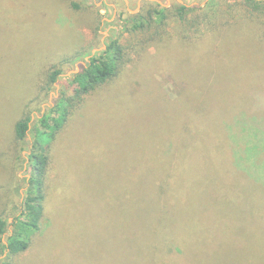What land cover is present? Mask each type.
<instances>
[{"label":"rangeland","instance_id":"obj_1","mask_svg":"<svg viewBox=\"0 0 264 264\" xmlns=\"http://www.w3.org/2000/svg\"><path fill=\"white\" fill-rule=\"evenodd\" d=\"M71 2L78 3L80 9H73ZM144 2L0 0V213L7 216L8 223L16 214L12 207L20 208L29 177L26 155L31 143L30 133L26 132L22 144H15L12 138L13 125L21 115L23 104L31 101L29 124L32 128L36 118L53 104L61 91L71 95V87L67 86L70 76L90 58L101 54L111 38L118 37L126 46L134 44L135 52L138 51V54L130 51L132 60L119 77L85 97L74 118L57 132L50 145L55 167L45 217L39 231L30 235L29 247L13 256L11 264H122L121 224L128 217L127 208L136 211V192L142 189L139 175L129 191L130 201H121L129 188L127 177L131 173L126 169V151L147 139H154V145L159 143L163 127L173 125L179 111L177 106L163 107L157 97L172 100L184 91L183 83L178 81L187 77L186 55L178 56L177 50L172 48L178 43L175 19L156 26L158 30L128 31L139 21L133 16ZM150 2L170 10L176 4L198 5L200 9L195 12L207 14L209 22H218L225 30L237 27L238 35L228 37V42L232 40L238 46L233 47V55L227 58L235 60V66L226 71L231 83L226 89L231 92L235 82L234 89L240 90L243 79L249 80L250 112L247 113L254 124L251 114L260 110L257 106L263 101L258 100L256 90H264V41L252 36L253 31L257 36L264 34V25L251 28L252 34L247 26L240 27L247 14L242 0H148ZM206 26L209 25L200 24L204 33L208 32ZM160 31L163 38L159 40L155 32ZM153 34L154 38L150 39ZM54 48V55L47 58ZM216 60L219 66L223 64ZM238 63L242 65L235 73ZM51 64H57L62 72L45 95L40 84ZM258 80L263 82L258 84ZM186 91L194 89L188 87ZM110 93L124 106L112 112L106 106L107 112L100 110L94 114L93 109ZM232 146L235 148L234 144ZM251 154L256 157L255 151ZM261 167L264 169V163ZM250 170L260 174L256 167ZM102 186L107 196L100 191ZM110 191L115 198L110 196ZM96 193L102 195V201L96 200ZM11 229L9 224L8 231Z\"/></svg>","mask_w":264,"mask_h":264},{"label":"trees","instance_id":"obj_2","mask_svg":"<svg viewBox=\"0 0 264 264\" xmlns=\"http://www.w3.org/2000/svg\"><path fill=\"white\" fill-rule=\"evenodd\" d=\"M144 1L133 16L139 21L128 31L158 30L156 26L175 19L178 43L172 48L178 56L186 55L187 77L178 81L183 83L184 91L175 98L157 97L163 107L177 106L179 111L174 124L163 127L159 143L154 145V139H147L126 151V169L131 173L121 201H130L129 191L139 175L142 189L136 192V211L127 208L128 217L121 224L122 264H264V90H256L258 100L263 101L257 106L259 111L252 110L256 122L252 124L247 113L249 80L243 79L240 90L234 89L235 82L231 92L226 89L231 84L226 71L235 66V60L227 58L238 46L232 40L228 42V37L238 35L237 27L225 30L218 22H209L207 14L195 12L200 9L198 5L176 4L170 10ZM242 6L247 14L240 27L247 26L251 32L254 26L264 25V1L242 0ZM71 7L80 9L75 2ZM200 24L209 25L205 27L208 32L204 33ZM155 36L163 38L161 31ZM252 37L264 41V34L257 36L253 31ZM135 47L122 44L118 37L111 38L101 54L70 76L67 86L71 87V95L61 91L32 128L31 101L23 104L12 138L15 144H22L26 132L30 133L26 155L29 177L20 208L12 207L16 214L11 223L0 213V264H11L13 256L29 247L30 235L40 229L55 167L50 145L57 132L74 118L85 97L119 77L131 62L130 51L135 52ZM54 53L55 48L47 58ZM216 59L223 64L219 66ZM240 65L236 64L233 72H238ZM61 72L57 64L46 68L40 84L45 95ZM188 87L194 91H186ZM122 105L110 93L92 112H107L106 106L112 112ZM20 110H16L18 115ZM253 167L260 174L252 172ZM18 189L15 187L16 194ZM100 191L107 193L105 187ZM96 194V200L102 201V195ZM110 196L116 197L111 191Z\"/></svg>","mask_w":264,"mask_h":264}]
</instances>
